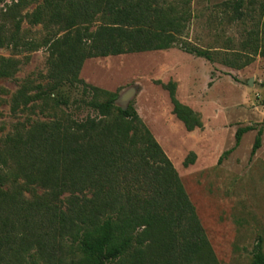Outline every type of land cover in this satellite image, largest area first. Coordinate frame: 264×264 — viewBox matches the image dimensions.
Instances as JSON below:
<instances>
[{
	"label": "trees",
	"instance_id": "obj_1",
	"mask_svg": "<svg viewBox=\"0 0 264 264\" xmlns=\"http://www.w3.org/2000/svg\"><path fill=\"white\" fill-rule=\"evenodd\" d=\"M178 6L42 0L26 14L31 26L44 30L41 39L23 41L21 19L7 43L0 35V47L48 52L47 81H22L8 100L12 115L35 105L45 117L53 112L44 121H17L0 138V264H23L16 260L27 255L42 264H219L172 161L134 104L123 108L118 93L79 77L88 58L173 47ZM183 49L212 58L204 49ZM16 70L10 60L0 62V77ZM162 84L186 128L201 127L199 115L176 98L175 83ZM252 129L238 128L236 145ZM261 135L259 129L252 155ZM194 162L190 153L184 165ZM262 245L259 238L252 264H264Z\"/></svg>",
	"mask_w": 264,
	"mask_h": 264
},
{
	"label": "rangeland",
	"instance_id": "obj_2",
	"mask_svg": "<svg viewBox=\"0 0 264 264\" xmlns=\"http://www.w3.org/2000/svg\"><path fill=\"white\" fill-rule=\"evenodd\" d=\"M41 1L0 0V35L5 43L17 19L22 20L23 41L45 35L41 25L31 26L26 17ZM162 2L179 5L178 41L173 47L88 58L79 77L118 93L117 105L134 104L172 161L218 263L252 264L259 238L264 253V0H245L239 9L234 7L239 0ZM186 44L209 51L212 58L185 51ZM4 58L17 70L13 76L0 77V138L17 121H44L53 114L46 110L50 114L45 117L41 105H35L14 117L8 103L25 79L47 81V50L21 52L4 46L0 62ZM169 81L176 85V98L199 115L201 127L188 130L174 113L162 84ZM79 115L84 118L85 110ZM246 126L253 129L236 145L237 129ZM259 129L261 147L252 155ZM190 153L195 162L185 166ZM18 258L23 264L43 263H34L28 255Z\"/></svg>",
	"mask_w": 264,
	"mask_h": 264
},
{
	"label": "water",
	"instance_id": "obj_3",
	"mask_svg": "<svg viewBox=\"0 0 264 264\" xmlns=\"http://www.w3.org/2000/svg\"><path fill=\"white\" fill-rule=\"evenodd\" d=\"M129 103H130V102H129ZM129 103H128V104H129ZM128 104H127V105H128ZM122 107H123V106H122ZM126 107H127V106H126ZM126 107H123V108H126Z\"/></svg>",
	"mask_w": 264,
	"mask_h": 264
}]
</instances>
